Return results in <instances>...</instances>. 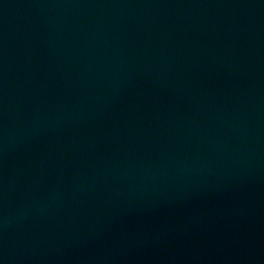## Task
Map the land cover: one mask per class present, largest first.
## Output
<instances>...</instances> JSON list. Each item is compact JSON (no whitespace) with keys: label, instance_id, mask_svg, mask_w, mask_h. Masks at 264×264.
I'll list each match as a JSON object with an SVG mask.
<instances>
[{"label":"water","instance_id":"water-1","mask_svg":"<svg viewBox=\"0 0 264 264\" xmlns=\"http://www.w3.org/2000/svg\"><path fill=\"white\" fill-rule=\"evenodd\" d=\"M0 264H264V0H0Z\"/></svg>","mask_w":264,"mask_h":264}]
</instances>
